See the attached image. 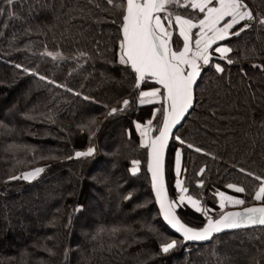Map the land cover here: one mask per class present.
Masks as SVG:
<instances>
[{
	"label": "trees",
	"instance_id": "16d2710c",
	"mask_svg": "<svg viewBox=\"0 0 264 264\" xmlns=\"http://www.w3.org/2000/svg\"><path fill=\"white\" fill-rule=\"evenodd\" d=\"M244 2L255 15H264V0ZM122 3L14 0L9 5L0 0L5 9L0 13V122L7 125L0 128V264H264V227L182 244L161 220L145 169L146 147L134 121L144 123L162 102L140 105L134 72L119 63L122 11L116 5ZM169 11L197 23L204 15L191 8ZM13 12L15 18L9 15ZM249 23L252 27L240 36L216 43L233 49L226 58L213 54L209 65L199 62L194 107L172 135L165 160L170 199L177 194L172 156L179 149L186 195L211 209L213 218L225 210L217 193L245 200L237 207L252 204L261 184L254 177L264 178V27ZM170 30V47L179 51L178 27ZM46 52L61 56L53 59ZM216 64L224 71L217 72ZM149 87L158 85L148 79L140 90ZM124 99L130 105L109 116ZM89 147L95 150L92 156L74 157ZM133 161H139L135 174ZM99 163L108 172L95 169ZM35 167L45 171L30 182L8 179ZM228 183L245 192L228 189ZM45 198V213H37ZM96 199L92 218L87 205ZM101 206L113 214L100 213ZM35 213L39 228L30 230ZM177 214L194 227L206 220L188 204ZM172 240L178 246L161 253L160 244Z\"/></svg>",
	"mask_w": 264,
	"mask_h": 264
},
{
	"label": "snow or ice",
	"instance_id": "6c2138e0",
	"mask_svg": "<svg viewBox=\"0 0 264 264\" xmlns=\"http://www.w3.org/2000/svg\"><path fill=\"white\" fill-rule=\"evenodd\" d=\"M6 3L12 5L14 0H6ZM108 4H113L114 0H107ZM122 11V40L120 42L121 55L119 63L129 65L134 71V88L138 90V102L140 105L154 104L162 102V107L155 109L153 118L157 113L162 116V126L157 128L159 135L150 137L149 132L153 121L150 119L146 124L136 123V130L142 138L141 145L149 149L148 171L151 173V185L155 195L156 202L159 204L163 219L171 225L177 232L182 234L185 241H208L214 234L221 233L226 229H239L253 225L264 226V204L258 207H246L242 211H223L218 218H213L208 213L212 211L201 207V201L194 199L188 193V188L184 186V180L181 179V152L177 150L175 157L174 172L176 180L174 187L178 190V198L171 200L168 198L164 181V151L168 142V137L172 128L180 122V119L193 104V85L196 78L200 75L201 64L209 65L212 57L209 55V49L218 41H225L230 37L240 36L247 29L252 27L250 21H256L261 27H264V15H255L253 10L248 7L244 0H126V3L116 5ZM191 8L203 13V18L198 23L191 18H185L182 15L174 14L169 11L170 8ZM5 9L0 8V13ZM15 18V13H10ZM228 18L227 20L225 18ZM224 22L222 26L221 22ZM243 26L233 30L236 26ZM178 27V35L183 39L182 50L175 51L170 47L173 36V29ZM193 29H197L193 33ZM193 47L195 51H193ZM233 49L228 46H217L214 52L220 57L226 58L227 54ZM45 55L56 59L61 53L46 52ZM81 55H85L81 53ZM228 64H232L231 59H227ZM17 68L22 66L17 64ZM217 72H223L220 64L215 65ZM25 72H31L33 75H39L34 70L27 68ZM41 80L46 77L40 76ZM148 79H154L160 88H153L148 91L140 90L141 82ZM51 83H55L51 81ZM60 87H63L60 85ZM163 89V92L161 91ZM68 91H72L68 89ZM79 95V93H77ZM84 99H89L84 97ZM129 99L122 101V106L113 107L108 113L109 116L123 111L130 105ZM91 121L90 124H94ZM85 128L90 125H85ZM0 128H7V125L0 122ZM95 133H93L94 135ZM180 143H184L179 137H175ZM193 148L192 144L187 145ZM94 148L89 147L87 151H77L75 158L90 157L94 153ZM195 151L201 152L202 149L195 148ZM74 157H68L72 159ZM55 158V157H53ZM134 167L131 169L135 174L138 171L139 161L132 162ZM45 169L42 167L34 168L19 175L10 176L11 180L32 181L36 179ZM186 171V170H185ZM244 172V169H240ZM204 169L200 170L202 175ZM253 176L252 173H247ZM261 181L257 191L253 195V200L264 201V178L254 177ZM203 187V182L198 183ZM228 188H233L237 193H244V187H237L229 184ZM219 208L225 209L226 205H244L245 200L226 195L219 192ZM131 194L126 197L130 199ZM191 205L196 212H203L206 217V223L201 228H192L183 223L177 216V209L185 204ZM78 208L77 211H81ZM117 229H112L115 232ZM104 231V229H100ZM178 246L176 240L160 244L161 253H169Z\"/></svg>",
	"mask_w": 264,
	"mask_h": 264
},
{
	"label": "rangeland",
	"instance_id": "374dc122",
	"mask_svg": "<svg viewBox=\"0 0 264 264\" xmlns=\"http://www.w3.org/2000/svg\"><path fill=\"white\" fill-rule=\"evenodd\" d=\"M227 18V17H226ZM228 19V18H227ZM223 25V24H222ZM222 25H220V26H222ZM217 46H226L225 44H223V43H218V44H216L214 47H217ZM213 47V48H214ZM215 49V48H214ZM182 50V49H181ZM210 50V49H209ZM193 51H195V48L193 47ZM213 54H215V52L214 51H210V53H209V55H210V57L213 55ZM120 55H121V53H119V58H120ZM219 55V54H218ZM202 63V61H198V63ZM153 88H159V87H149V88H145V89H141V90H144V91H148V90H151V89H153ZM138 97V96H137ZM138 101V100H137ZM139 103V102H138ZM160 102H156V103H154V104H159ZM155 109H157V107H155L153 110H152V114H151V116H150V118H148L144 123H141V122H139V121H134V125H136V123H140V124H146V122L148 121V120H152L153 121V123H152V132L154 133V132H156V129L157 128H159V125H160V122H161V119H162V117L160 116V115H158L159 113H157L156 114V121H158L159 120V116H160V122L158 123V125H156L157 123H154L155 121H154V119L155 118H153V112L155 111ZM141 140H142V138H141V136H140V143H141ZM93 148V147H92ZM177 150H179V149H176V150H174V154H173V156H172V166H173V187H174V184H175V180H176V175H175V172H174V167H175V157H176V152H177ZM84 151H87V149L86 150H84ZM134 167V165H133V163H132V165H131V167H130V171H131V169ZM136 167H138V165L136 166ZM35 168H38V167H35ZM95 169H97V170H100V171H103V172H108L107 170L109 169V168H107V165L104 163H99L97 166H96V168ZM181 169H182V171H181V179L183 178V174H184V171H183V168L181 167ZM30 170H32V169H30ZM30 170H28V171H30ZM25 172H27V171H25ZM132 172V171H131ZM66 179V178H65ZM67 180V179H66ZM229 184H232V185H235V186H237V187H241L240 185H236V184H233V183H228L227 185H226V187L229 185ZM259 186H260V184H259ZM259 186H258V188H259ZM228 188V187H227ZM258 188L256 189V191L258 190ZM228 189H230V190H232V191H234L235 192V190L233 189V188H228ZM176 191H177V194H176V197L173 199V200H175V199H177L178 198V195H179V193H178V190L176 189ZM223 193H225L226 195H231V196H234V197H237V198H239L238 196H236V195H234V194H231V193H228V192H223ZM46 197V196H45ZM49 198V197H48ZM22 200L21 201H17L16 203H19V204H22ZM49 202V200H47V198H45V201L43 202V206H40L36 211H37V213H40V214H44L45 213V208H46V204ZM97 199L94 201V200H92V201H89V203H88V205H87V209H88V213H89V216H91L92 218H94V215H95V210H97ZM256 202H259V201H256ZM187 204V203H186ZM219 204V203H218ZM189 205V204H188ZM189 206H191V205H189ZM238 205H226V208L228 209V208H233V207H237ZM225 208V209H226ZM100 213L102 212V214H104V215H112L113 213L111 212V211H109V208H105V206L103 207V206H101V208H100ZM222 210V209H221ZM112 211H114V210H112ZM209 215H210V212L208 213ZM19 217V216H18ZM33 226H31L30 227V230L31 229H33V230H37L38 228H39V226H38V224H40V216H37V214L35 213L34 215H33ZM14 234H15V232H14ZM16 236H20L19 234H15Z\"/></svg>",
	"mask_w": 264,
	"mask_h": 264
},
{
	"label": "water",
	"instance_id": "95a60500",
	"mask_svg": "<svg viewBox=\"0 0 264 264\" xmlns=\"http://www.w3.org/2000/svg\"><path fill=\"white\" fill-rule=\"evenodd\" d=\"M124 2L126 3V0H124ZM120 36H121V40H122V29L120 30ZM133 72H134V71H133ZM198 77H199V76H198ZM198 77L196 78V81H197ZM151 80H153V81L156 83V81H155L154 79H151ZM156 84L158 85L159 88L161 87L158 83H156ZM195 84H196V82H195L194 85H193V104H192V106L188 109V111L184 114V116L180 119V122L172 128L171 133H170V135H169V137H168V142H167V145H166V147H165V151H164V181H165V187H166V190H167V194H168V198H169V199H170V197H169V193H168V188H167V183H166V175H165V160H166V155H167V152H168V148H169V145H170V141H171L172 135H173L174 132L177 130V128L183 123V121L185 120L186 116L191 112L192 108L194 107V103H195V93H194ZM161 90H162V92H163V89H161ZM161 126H162V119H161V122H160L159 127H161ZM157 135H159L158 131H156V132L153 133V132H152V128H151V131L149 132V136H150V137H155V136H157ZM148 160H149V149L146 148V164H145V169H146V172H147V175H148V178H149L150 190H151L152 196H153V198H154L155 205H156V207H157V209H158L159 216H160L161 220L163 221V223L165 224V226H166V227H167V228H168L173 234H175L176 236H178L179 238H181V240H182V244H187V243L204 244V243L210 242V241L212 240V238H213L215 235H218V234H223V233H226V232H231V231L240 230V229H247V228H252V227H264V226H261V225H253V226H248V227H242V228H239V229H226V230L222 231L221 233L214 234L213 237L210 238L208 241H185V240H183L182 234L179 233V232H177L174 228L171 227V225H169V224L163 219V214H162V212L160 211L159 204L156 202L155 195H154V192H153V189H152V185H151V173L148 171ZM261 204H264V203H262V202H255V203L248 204V205H245V206H242V207L228 208V209H225L224 211H242V210H243L244 208H246V207H254V206H255V207H258V206H260ZM222 212H223V211H222ZM222 212H221L218 216L214 217V219H215V218H218V217L222 214ZM176 214H177V213H176ZM177 216H178V214H177ZM178 217H179V216H178ZM179 218H180V217H179ZM180 220H181L183 223H185L181 218H180ZM205 223H206V220H205V222H204L201 226H199V227H194V226H191V225H189V224H187V223H185V224L188 225V226H190V227H192V228H201V227L204 226Z\"/></svg>",
	"mask_w": 264,
	"mask_h": 264
},
{
	"label": "crops",
	"instance_id": "0c3cea01",
	"mask_svg": "<svg viewBox=\"0 0 264 264\" xmlns=\"http://www.w3.org/2000/svg\"><path fill=\"white\" fill-rule=\"evenodd\" d=\"M214 48H215V47H214ZM214 48L212 49V51H214ZM210 51H211V50H209V53H210ZM215 54H217V53H215ZM217 55H218V54H217Z\"/></svg>",
	"mask_w": 264,
	"mask_h": 264
}]
</instances>
